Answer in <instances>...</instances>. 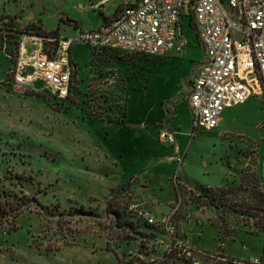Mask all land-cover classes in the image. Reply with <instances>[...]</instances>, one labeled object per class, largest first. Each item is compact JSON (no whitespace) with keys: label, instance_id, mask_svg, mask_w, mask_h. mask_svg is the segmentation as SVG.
Listing matches in <instances>:
<instances>
[{"label":"rangeland","instance_id":"374dc122","mask_svg":"<svg viewBox=\"0 0 264 264\" xmlns=\"http://www.w3.org/2000/svg\"><path fill=\"white\" fill-rule=\"evenodd\" d=\"M104 1L0 0V201L15 199L21 210L0 217V264H264L262 216L236 218L199 197L204 188L233 196L240 189L230 203L244 208L251 194L247 183L241 187L245 174L264 192V95L230 109L225 128L195 130L185 96L173 130L170 103H163L168 118L140 126L139 118L163 113V98L188 89L200 49L186 9L190 46L182 61L155 71L162 57L92 52L75 42L68 100L9 83L28 24L39 22L45 36L74 37L67 20L98 29L117 7ZM165 129L176 144L160 138Z\"/></svg>","mask_w":264,"mask_h":264},{"label":"built area","instance_id":"2783aa9c","mask_svg":"<svg viewBox=\"0 0 264 264\" xmlns=\"http://www.w3.org/2000/svg\"><path fill=\"white\" fill-rule=\"evenodd\" d=\"M114 1L121 6L116 18L96 30H76L74 37L61 35L56 46L53 39L23 36L11 62L12 84L43 91L52 100H68L75 91L70 56L75 42L94 51L144 57L180 55L189 45L180 30L186 9L193 13L206 53L189 98L193 128L214 130L226 108L244 104L259 92L264 95V0ZM159 136L170 145L177 142V136L166 130ZM138 213L150 224L157 222L143 209ZM165 223L169 234L175 235V228Z\"/></svg>","mask_w":264,"mask_h":264},{"label":"trees","instance_id":"16d2710c","mask_svg":"<svg viewBox=\"0 0 264 264\" xmlns=\"http://www.w3.org/2000/svg\"><path fill=\"white\" fill-rule=\"evenodd\" d=\"M116 15H117V11L114 13L115 18H116ZM7 20H9L10 24H11V22L14 23V18L8 17ZM108 20H109V18H106L104 20V22H107ZM67 21L69 22L70 25H73V27H75V30H79V25L77 23L70 21V20H67ZM190 25L192 27H194L193 19H191ZM41 30H42V28H41L39 22L30 23L24 28V30H22L21 38L23 36H32V35H29L31 33L30 31H34L35 36H39V37H42L45 39L55 40L54 44H52V45L56 46L58 43L57 41L60 38V34L55 30V31H52L50 34H48V36H45V33L41 32ZM24 34H26V35H24ZM252 180H254V181L252 182ZM256 182H257V178L255 176H253V178H251L250 175L245 174L242 178L241 187H243L244 183H247L249 189L251 190V194L249 195V197H250L249 199L251 200V198H254L253 204H250L251 206H249L250 200H248L249 202L245 205L246 207H244V208H242L241 206H240V208H239V206H237L238 207L237 208L234 206L235 205L234 203H232V204L230 203V202H233V200H235L238 197V193L240 194V192H241L240 189H238L237 191H233V193H232V194H234V196H233L230 194V192L223 190V189L213 190V189H205L204 188L201 190L199 197L203 198L204 201H206V203H208L209 206L214 207L216 209H221L224 214H227V213L232 214V215L234 214L236 218H238L239 216H241V218H244L245 216L251 218V217H254L251 215V212L253 211L255 217H259L261 215L262 216L261 220H263L264 219V192L261 189H259ZM230 195H231V197L232 196L233 197L229 201ZM8 198L6 197L7 200H8ZM14 200H8L10 202L0 201V217L1 216L4 217V215H6L7 208L9 209V214H12V212H15L17 215L19 214V212L21 210L19 207L15 208L16 207V203H15L16 200L15 201ZM7 203L9 204L8 207H7ZM244 209H249V210L247 212H245ZM263 251H264V247H263Z\"/></svg>","mask_w":264,"mask_h":264},{"label":"crops","instance_id":"0c3cea01","mask_svg":"<svg viewBox=\"0 0 264 264\" xmlns=\"http://www.w3.org/2000/svg\"><path fill=\"white\" fill-rule=\"evenodd\" d=\"M117 2V1H116ZM120 9H121V6H120V4L117 2V7H116V9H115V11L113 12V14L110 16V17H108L109 18V20L108 21H110V20H113L115 17H114V13L117 11V14H118V12L120 11ZM117 16V15H116ZM183 16V15H182ZM182 16H181V19H180V30H181V32H182V34L187 38V36L185 35V32H184V30H183V27H182ZM186 16H188L189 18H190V21H191V19H193V21H194V27H192L191 25V28H192V32L194 33V35H195V39H196V45H197V47L200 49V55H199V57H197V58H194L191 62H192V68L190 69V71H189V74H188V76L186 77V82H187V91H185V93H182V94H179V93H175L172 97H169V98H163L161 101H160V109H161V111H163V113L162 114H160L155 120H153V121H149L148 119H147V116L145 115V118L143 119V121H141L140 120V118H139V122L141 123V127H142V130L143 129H146V125L148 124V125H150L151 123H153V124H156V123H158V122H160V121H162L164 118L166 119V118H168L167 116H166V113H164V106H163V103H170V107H172L173 105H174V110H176V113H175V117L172 119V121H171V123H170V129L171 130H173V126H174V120L176 119V116H177V106H178V102H179V100L181 99V97L182 96H185V97H183V100L186 98V101H187V107H188V111H189V116H190V118H191V122H192V115H191V109H190V104H189V98H190V95H191V93H192V82H193V78H194V76H195V74H196V72H197V70H198V68L205 62V60H206V53H205V50H204V48L202 47V45H201V42H200V32H199V29H198V26L196 25V22H195V20H194V16H193V13H192V11L191 10H188V11H186ZM107 21V22H108ZM104 23H106V22H104L103 21V23H102V25L104 24ZM75 32V31H74ZM187 40H188V38H187ZM188 42H189V40H188ZM189 46H190V42H189V45H188V47L184 50V52L182 53V54H180V55H175V54H173L172 52L171 53H168V54H166V55H164V56H162V59H163V61H162V63L159 65V66H157L156 67V69H155V71L156 70H160L161 69V67L162 66H165L166 64H167V62H168V60L169 59H179V61H182L183 59H184V56H186V54L188 53L187 51V49L189 48ZM92 50V49H91ZM98 51H107V52H115V53H119V54H126V53H121V52H116V51H110V50H98ZM92 52H95L94 50H92ZM129 55V54H128ZM70 56H71V62H72V65H73V68H74V79H73V85H75V80H76V70H77V66L74 64V62H73V56H72V48H71V50H70ZM139 56V55H138ZM141 57H144V56H141ZM11 66H12V63H11ZM9 83L10 84H12V82L9 80ZM13 85V84H12ZM14 86V85H13ZM14 87H16V86H14ZM75 87V86H74ZM148 87V85H145L143 88H147ZM137 90H140L141 91V89L140 88H138ZM29 91H32V90H29ZM33 92V91H32ZM254 99V98H253ZM252 100V98L251 99H249L247 102H249V101H251ZM246 102V103H247ZM241 105H243V104H241ZM240 105H237V106H233V107H229V108H226L225 110H224V112L222 113V115H221V120H220V124H219V126L216 128V129H220V128H225L227 125H228V122H229V118L227 117V112L230 110V109H235V108H237V107H239ZM128 114V113H127ZM127 116V115H126ZM126 116H125V118H126ZM124 122H125V119H124ZM166 131H168V132H170L168 129H165ZM261 257H264V252H263V254H262V256Z\"/></svg>","mask_w":264,"mask_h":264}]
</instances>
